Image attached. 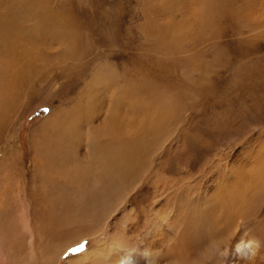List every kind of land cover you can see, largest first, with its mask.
I'll use <instances>...</instances> for the list:
<instances>
[{
	"label": "rangeland",
	"instance_id": "1",
	"mask_svg": "<svg viewBox=\"0 0 264 264\" xmlns=\"http://www.w3.org/2000/svg\"><path fill=\"white\" fill-rule=\"evenodd\" d=\"M82 1L50 0L49 2L52 8L59 11L70 9L71 11H68L74 17L69 15V21L73 23L75 19V23L80 26L79 33L86 37L85 47L89 50L85 49L87 53L81 64L72 73L65 75L62 74L61 69L43 73L44 75L41 73L42 77L39 76L41 78L37 77L33 81L32 91L23 90L24 95L12 117L10 130L4 133L3 141L0 140V264H67L68 259L83 250L107 258L108 264H113V261L119 258L132 264V259L137 262L138 257H144L148 249V241L151 240L148 233L154 226L150 224L145 226V217L149 214L155 187L147 186L146 180L141 184L142 186L136 185L133 187L134 191L132 188L124 196L128 200L125 209H134L130 213L136 219L129 223V227L133 230L129 234L130 237L121 239L120 244L123 247L121 253L114 250L116 245L112 237L116 236V231H121L116 227L123 211L111 213L108 219L109 225H103L96 233L79 235V232H83V228L88 226L83 223L66 225L52 237L48 236L43 222L46 212L38 204L37 199L42 198L44 192L50 188L46 185L49 173L45 160L37 158L33 144L41 139L38 134L39 125L46 118L61 113L60 115L64 117L63 121L66 122L67 118L79 111L78 108L69 107L76 104L80 90L87 84L95 68L100 73L93 80L98 90L104 78V69L98 68L102 64H109L110 67L105 70L112 74L117 69L123 76H119L122 79H125L130 74V69L134 70L137 65L142 66L147 74L150 73L148 69L151 66L156 69L165 67L172 75L174 83H189L193 75L189 76L190 73H187L179 60L184 59L183 54L164 56L153 51L155 40L148 36L150 26L147 20L152 12H160L158 19L171 20L180 17V13L185 19L189 0H170L172 2L168 4H163L160 0ZM201 1L204 5H209L213 11L214 20L218 25L215 29L218 38H209L203 45L194 47L195 50L187 51L184 55L202 56L199 57L203 61L200 64L201 68L195 72V75L206 76V80L202 82L205 89L198 94L199 98H192V101H189V104L194 106L184 111L181 125L171 124L169 120L165 121L162 118L160 122L154 124L156 127L164 125L169 126L170 129L174 127L171 131L173 133L164 143L167 149L162 150L167 159L165 174L185 179V183L182 184V189L167 187L164 193L167 199L161 200V205L165 203L168 214L172 215L179 209L181 221L178 229L173 231L172 228H168L171 221L170 214L164 215L165 220L159 223V232L168 234L166 243L158 244L161 246H158L157 250L152 249L153 251L149 252L153 254L150 258L152 262L144 259L143 264H240L238 255L234 251L224 252L227 245L224 239L227 238V234L216 232L213 229L215 226L210 228L206 223L200 225L192 223L194 224L192 228V224L187 221L186 211L189 206L186 196L195 204L194 207L203 209L207 206L205 203L207 199L214 198L215 194L223 191L229 192L230 189L233 194L239 196L238 200L234 196L236 203L240 204L243 201L242 211L237 208L236 203L233 205L228 201L227 197H224L225 200L222 196L214 198L222 201L216 207L213 202L212 209L207 210L215 218L217 217L215 225L223 224L228 212L230 211V214L235 210L243 216L238 217L235 230L246 226L261 232L264 237V186H261V192L257 191L259 196L250 195L251 197L248 196L246 199L241 193L244 185L245 188L251 189L249 184L253 185L254 179L248 178L246 171L250 172L260 153L264 151V34L255 40H249L254 30L243 32L237 30L232 14L239 7L241 0ZM259 2L258 8L264 6V0ZM254 19L255 17H252V20ZM184 23L181 29L183 41L195 42L197 35L200 36V31L193 30L190 32L193 36L186 37L187 28ZM159 30L163 33L164 26ZM262 30L264 31V27ZM175 42V40L169 41L168 38L164 39V43ZM60 47L63 46L56 42L51 48L55 50ZM213 59L218 60L217 64H210ZM64 64L69 65L67 62ZM117 78V76L112 77L114 80ZM168 84L167 76L166 84L163 77L158 80L156 86L161 89ZM102 99L107 103L106 108L112 110L113 107L108 103L111 99L114 100V97L108 95ZM126 99L125 102L128 104L129 99ZM89 108L92 111L95 109L91 101ZM65 128L67 125L58 126V133L65 135ZM56 139L57 136L47 140V145L49 146L50 140L54 142ZM262 165L264 166V162ZM238 173L244 174L243 178ZM152 175L154 176V173H151ZM246 179L248 182L245 181ZM236 183L243 187L241 192L232 189ZM177 194L179 195L176 196ZM177 197L182 198L180 208L174 204V199ZM250 198L252 199L249 200ZM223 200L226 202L224 203ZM144 213L145 217H143ZM88 218L95 219L92 216ZM124 243L128 245L126 248ZM110 252L112 257L115 256L112 259ZM89 257L92 259H88ZM93 259V255L83 256L81 264H90L89 261Z\"/></svg>",
	"mask_w": 264,
	"mask_h": 264
},
{
	"label": "bare ground",
	"instance_id": "2",
	"mask_svg": "<svg viewBox=\"0 0 264 264\" xmlns=\"http://www.w3.org/2000/svg\"><path fill=\"white\" fill-rule=\"evenodd\" d=\"M160 1L163 4L172 2L170 0ZM49 2L50 0H0V140L3 139L4 133L8 131L11 125L12 117L24 95L23 90L32 91L33 81L41 76V73L47 74L58 69H61L64 75L72 73L81 64V60L89 50L85 47L86 37L79 33L78 28L80 26L75 23L74 18H72L74 24L69 21L71 10L59 11L52 8ZM259 3V0H241L239 7L232 14V19L236 22L239 32L254 30V34L249 40H255L264 34L262 30L264 27V6L258 8ZM159 13L152 12L150 17L146 15L148 19L145 18L150 26L148 36L155 40L152 49L164 56L183 54L184 59L180 58L179 60L183 63L187 73H190L189 76L193 75L189 83H174L172 75L167 72L165 67L162 68L161 66L158 69L151 66L148 69L151 74H147L142 66L137 65L134 70L130 69V74L125 79H122L123 76L117 69L112 74L110 71L105 70L110 67L109 64H99L100 66L97 65L98 68L104 69V78L98 90H96L93 80L100 73L95 68V71L91 72L92 75L90 73L91 77L88 82L86 81L87 84L85 83L86 85L80 90V96L77 97L76 104L69 107L78 108L79 111L76 114L73 113L72 117L67 118L66 122L63 121L64 117L60 115L61 113L46 118L39 125L38 134H40L39 138L41 139L36 140L35 143L33 142L37 158L45 160L49 173L46 185L50 188L44 192L42 198L37 199L38 204L46 212L43 222L48 236L52 237L53 234L55 235L57 231L66 225L83 223L88 226L84 227L83 232H79V235L86 236L92 232L96 233L99 229H102L103 225H109L108 219L111 217V213L123 211L118 227H116L120 228L121 231H116V236L112 237V239H115L114 244L116 245L114 250L121 253V248H123L120 244L121 239L126 236L130 237L129 234L133 230L129 227V223L136 219L130 213L134 209H125L128 200L124 196L130 189L136 185H141L145 180L147 186L153 185L155 187L149 214L146 217L145 213L143 214L145 226L148 224L154 226L148 233L151 240L146 239L148 249H146L144 257H138L137 262L132 259V264H143L144 259L152 262L150 258L153 254L149 252H152V249H159L157 247L161 245L158 244L166 241L168 234L165 235L159 232V223L165 220V214L169 215L170 213L168 214V210L164 206L165 203L161 205V200L167 199L164 194L167 187H180L182 189V184L185 183V179L182 180L165 174L167 159H165L163 151L167 148L164 147V143L168 141L174 127L171 129L167 125L156 127L154 124L164 119L165 121L169 120L171 124L179 125L183 120L184 111L192 109L194 105L191 106L189 101H192V98H199L198 94L205 89L202 82L206 80V76L200 75L197 77L195 75V72L201 68L200 64L203 61L199 57L202 56L198 57L191 54L188 57L184 54L187 51L195 50L194 47L196 46L198 48V46L203 45L209 38H218V33L215 30L218 25L214 20L213 11L209 5H204L201 0H189L186 6L185 19L181 17V13L180 17L171 20L158 19ZM252 17H255V19L252 20ZM183 22H185L184 26L187 28L186 37H192L193 35H190V32L193 30L200 31V36L197 35L195 42L183 41V35L181 34ZM163 26L165 31L161 33L159 29ZM83 33L85 32L83 31ZM167 38L171 42L174 40L176 42L164 43V39ZM56 42L63 47L53 50L51 47ZM217 61L213 59L210 64H217ZM65 62L69 65H65ZM36 74L38 75L36 76ZM116 76L117 79H112ZM167 76L169 78L168 86L158 88L156 86L158 80L165 77L166 84ZM26 85L27 87H25ZM108 95L114 97V100L111 99L108 103L113 107L112 110L106 108L107 103L102 99L108 97ZM126 98L129 99L128 104L125 102ZM90 101L94 104V112L89 108ZM161 108L162 110H159ZM101 118L103 119L100 121ZM63 125H67V128L63 129L65 135L59 134L57 129L58 126ZM55 136H57V139L54 142L50 140L48 146L46 141ZM172 150L175 151V149ZM263 159L264 151L260 153L250 172L246 171L247 177L251 180L254 179V182L252 181L253 185L252 183L249 184L251 189L245 188L246 185L244 184L243 188L238 183L232 188L240 192L243 188L242 197L246 199L250 195L252 197L259 196L260 194L257 191L261 192L264 186ZM84 161H87V163H84ZM52 168H54V172H52ZM151 173H154L153 177ZM243 175H241V178H243ZM245 181L248 182L247 179ZM132 190L134 191V188ZM228 190L229 192L223 191L215 194L214 198L218 196H222V199L227 197V200L235 205L236 199L234 196L236 195L230 189ZM238 197L236 196L237 200ZM214 198L207 199L205 202L208 208L203 206L205 209H198L186 196L187 205L189 206L186 211L187 221L195 225L206 223L210 228L215 226L213 229L216 232L227 234V238L224 239L227 244L224 252L234 251L238 255L240 264H264V237L261 232L259 233L257 230L246 226L235 230L238 217L243 216L235 210L229 214L230 206L228 204L229 209H226L229 212L226 218L223 219L221 216L224 223L219 224L220 226L216 224L218 226L216 227L215 219L217 217L215 218L207 211L209 208L212 209L213 202L215 207L219 204L220 200ZM181 200L182 198L178 197L174 199L176 207L180 208ZM241 203H236V206L242 211ZM257 206L259 207V205ZM176 207L175 209H177ZM252 209L255 211L254 207ZM176 214L175 212L173 215L170 214L171 221L168 225V228H172L173 231L178 229L181 221L179 209ZM89 216L95 219L92 220L88 218ZM92 223L93 225H91ZM194 224H192V228ZM203 231L202 233H204ZM230 240L233 242L231 243ZM221 242L223 241L221 240ZM124 245V248L128 246L125 243ZM92 255L94 259L89 261L90 264L92 262L93 264L109 263L107 258L83 250L68 259L67 264H81L83 256ZM114 257L110 256L111 259ZM113 262V264H131L122 258Z\"/></svg>",
	"mask_w": 264,
	"mask_h": 264
},
{
	"label": "snow or ice",
	"instance_id": "3",
	"mask_svg": "<svg viewBox=\"0 0 264 264\" xmlns=\"http://www.w3.org/2000/svg\"><path fill=\"white\" fill-rule=\"evenodd\" d=\"M74 251H79V249H74Z\"/></svg>",
	"mask_w": 264,
	"mask_h": 264
}]
</instances>
